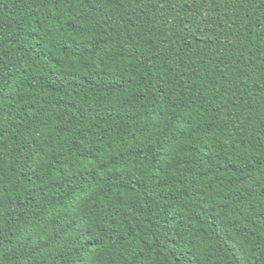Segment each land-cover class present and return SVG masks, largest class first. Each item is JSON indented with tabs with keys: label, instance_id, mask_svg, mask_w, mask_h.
Returning a JSON list of instances; mask_svg holds the SVG:
<instances>
[{
	"label": "trees",
	"instance_id": "16d2710c",
	"mask_svg": "<svg viewBox=\"0 0 264 264\" xmlns=\"http://www.w3.org/2000/svg\"><path fill=\"white\" fill-rule=\"evenodd\" d=\"M0 264H264V0H0Z\"/></svg>",
	"mask_w": 264,
	"mask_h": 264
}]
</instances>
